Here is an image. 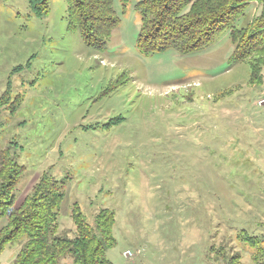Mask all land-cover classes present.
Returning <instances> with one entry per match:
<instances>
[{"label":"rangeland","instance_id":"obj_1","mask_svg":"<svg viewBox=\"0 0 264 264\" xmlns=\"http://www.w3.org/2000/svg\"><path fill=\"white\" fill-rule=\"evenodd\" d=\"M139 1H114L121 22L96 50L68 28L67 0L41 17L0 0V150L25 166L17 205L49 173L64 184L59 233H76L75 206L92 225L114 212V264H264V54L231 61L230 31L198 53L144 54Z\"/></svg>","mask_w":264,"mask_h":264},{"label":"trees","instance_id":"obj_2","mask_svg":"<svg viewBox=\"0 0 264 264\" xmlns=\"http://www.w3.org/2000/svg\"><path fill=\"white\" fill-rule=\"evenodd\" d=\"M67 1L68 28L78 30L89 47L104 50L121 22L115 0ZM120 1L126 6L130 0ZM253 2L260 5V12L246 25L238 26V20ZM28 3L40 17L50 10V0ZM136 7L141 15L137 45L144 54L171 49L185 55L198 53L225 31H230L235 46L231 61L264 54V0H140ZM250 64L255 82L261 68H256L253 60ZM24 172L25 166L18 162L10 146L0 150V223L7 219L0 226V255L8 244L22 240L13 264H114L106 254L116 244L114 212L100 211L92 225L75 206L72 217L76 233L61 234L58 217L64 199L63 182L44 173L17 205L15 191ZM235 258L240 264V255Z\"/></svg>","mask_w":264,"mask_h":264},{"label":"built area","instance_id":"obj_3","mask_svg":"<svg viewBox=\"0 0 264 264\" xmlns=\"http://www.w3.org/2000/svg\"><path fill=\"white\" fill-rule=\"evenodd\" d=\"M129 253H130V251H126V252H125L126 256H127V254H129Z\"/></svg>","mask_w":264,"mask_h":264}]
</instances>
